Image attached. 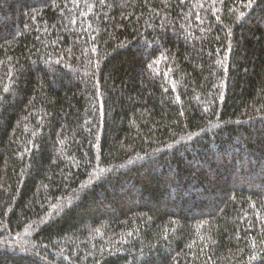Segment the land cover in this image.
<instances>
[{"label": "trees", "instance_id": "16d2710c", "mask_svg": "<svg viewBox=\"0 0 264 264\" xmlns=\"http://www.w3.org/2000/svg\"><path fill=\"white\" fill-rule=\"evenodd\" d=\"M0 264H264V0H0Z\"/></svg>", "mask_w": 264, "mask_h": 264}, {"label": "snow or ice", "instance_id": "6c2138e0", "mask_svg": "<svg viewBox=\"0 0 264 264\" xmlns=\"http://www.w3.org/2000/svg\"><path fill=\"white\" fill-rule=\"evenodd\" d=\"M253 259H255V257H253Z\"/></svg>", "mask_w": 264, "mask_h": 264}]
</instances>
